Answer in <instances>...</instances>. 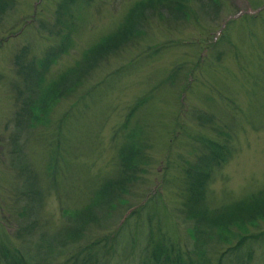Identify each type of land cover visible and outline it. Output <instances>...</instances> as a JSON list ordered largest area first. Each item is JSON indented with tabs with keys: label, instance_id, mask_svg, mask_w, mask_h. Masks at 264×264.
<instances>
[{
	"label": "rangeland",
	"instance_id": "obj_1",
	"mask_svg": "<svg viewBox=\"0 0 264 264\" xmlns=\"http://www.w3.org/2000/svg\"><path fill=\"white\" fill-rule=\"evenodd\" d=\"M135 1H81L59 16V25L61 0H11L0 15V240L9 237L7 246L21 249L28 239L51 238L70 211L90 203L102 177L116 175L118 150L135 143L130 138L145 157L138 184L125 202L100 208L106 219L83 231V244L119 231L104 264H136L145 242L140 214H129L148 198L155 200L147 210L151 226L159 223L170 242L189 244L190 221L180 212L183 168L205 152L201 138L228 150L205 182L202 203L209 211L264 188V0H208L202 6L195 0L188 19L151 17L44 114L20 113L24 95L17 92L23 93L24 78L15 54L24 48L23 61L38 60L67 34L69 47L45 74L49 83L113 31ZM33 179L41 193L37 201L28 191ZM24 204L30 208L23 217L18 212ZM22 220L35 222L31 235H14ZM247 228L262 235L227 251L223 264H264V219ZM233 232L238 229L226 242L205 245L210 263L236 243Z\"/></svg>",
	"mask_w": 264,
	"mask_h": 264
},
{
	"label": "trees",
	"instance_id": "obj_2",
	"mask_svg": "<svg viewBox=\"0 0 264 264\" xmlns=\"http://www.w3.org/2000/svg\"><path fill=\"white\" fill-rule=\"evenodd\" d=\"M81 1L88 0H61L56 9V23L54 25H59L57 23L59 16L68 13L69 7ZM194 1L136 0L113 31L84 50L74 66L67 68L63 74L49 83L44 81L45 74L58 59L61 52L69 47L68 35L64 34L59 42L46 50L38 60L23 61L25 49H21L13 59L14 65L18 66L17 69L24 78L23 93L17 92L24 95L21 98L20 113L28 114L30 117L44 114L43 112L46 111L45 108L49 103H53L57 98L69 93L73 87L78 85L80 79L109 52H113L121 47V44L123 45L126 41L138 36L149 18L159 16L167 20L188 19L193 16L191 8H194ZM198 3L202 6L212 2L198 0ZM11 4V0H0V15ZM144 97L137 100L138 104L145 99ZM138 104H134L131 110H134ZM122 127H124L123 124ZM128 137L129 134L126 138ZM130 141L135 143H126L118 150L116 175L114 177H102L101 183L92 193L88 205L78 211H70L71 214H67L69 220L61 221V226L54 233L51 232V238L40 236L32 241L28 239L27 245L21 249L7 246L6 243H10V238H2L0 240V264H54L51 261L56 254L58 256L55 264H104L107 262L110 250L115 247L114 244L119 242L117 235L119 231L116 230L110 236L104 235L86 244H83L82 236L88 223L97 224L106 219L104 212L101 214L103 219L99 217L100 208L107 204L112 206V203L125 202L126 194L131 192L132 186L138 184V170L141 169L145 157L141 150L142 145L137 143L138 140H131L130 138ZM199 143L205 152L199 155L192 164L183 168L185 189L183 190L184 198L181 202L180 212L186 220L190 221V227L186 228L189 244L179 246L170 242L166 233L161 230L159 223H156L154 227L151 226L152 216H149L147 210L155 200L148 198L147 202L144 201L145 203L140 204L129 214H140L138 226L144 228L143 233H141L142 228H140V237L144 239L145 243L137 256L136 264H212L209 262L211 259L210 252L205 245L212 241L216 242V240L226 242L230 237L228 234L236 227L238 232H233V235L237 236L238 240L221 252L213 263L223 264L222 259L227 251H234L235 253L246 238L262 235L261 231L258 234L250 235L247 226L254 225L257 218L264 219V188L232 205L221 206L216 211H209V208L203 205L204 186L209 170L213 165H218L220 161L224 160L228 150L224 144L213 140L201 138ZM53 162L54 159L51 157L49 162L51 167ZM52 177L51 175V180ZM31 183L32 188L29 189L28 187V191L34 190L37 201L41 193L34 186V179ZM51 184L54 183L51 181ZM26 196L30 197L29 195ZM20 208L18 215L24 217L30 206L24 204ZM63 211L67 213V209ZM29 220H22V224L16 229L14 235L18 236L22 232L25 235H31L30 230L34 228L35 222ZM133 241H131V245ZM97 249L102 253L101 259V255H97ZM70 253L71 255H69Z\"/></svg>",
	"mask_w": 264,
	"mask_h": 264
}]
</instances>
